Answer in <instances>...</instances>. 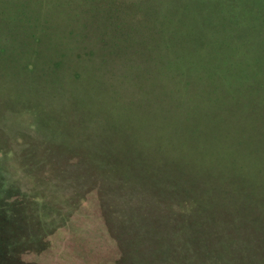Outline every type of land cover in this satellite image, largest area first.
<instances>
[{
    "label": "rangeland",
    "instance_id": "374dc122",
    "mask_svg": "<svg viewBox=\"0 0 264 264\" xmlns=\"http://www.w3.org/2000/svg\"><path fill=\"white\" fill-rule=\"evenodd\" d=\"M41 1L35 45L0 18V264H264V0Z\"/></svg>",
    "mask_w": 264,
    "mask_h": 264
},
{
    "label": "trees",
    "instance_id": "16d2710c",
    "mask_svg": "<svg viewBox=\"0 0 264 264\" xmlns=\"http://www.w3.org/2000/svg\"><path fill=\"white\" fill-rule=\"evenodd\" d=\"M100 4V3H99ZM136 6V3H134V5L131 7V9L134 11V8ZM45 9L44 11V7H42V1L41 0H0V18L1 17H6L7 15H12V20L13 22H7L5 21L6 24L9 25L8 29H6L7 31H11L13 32L16 36H22L24 38H27L32 44L35 45V40L37 42H41L40 37H38V34L36 33L38 30V26H37V22L41 23L40 26L45 25L47 29H49V27H51L52 22L51 19L54 17H58L56 15L51 14V12H49ZM67 14L68 16H72L70 13H65L62 9H61V13L60 15H64V17H66L67 20ZM48 16V17H47ZM97 15H95L94 17H92L93 19H100V18H105V17H96ZM61 17V16H60ZM259 17L262 20V24L260 26L259 32L263 33L262 36L260 37H264V8H260L259 7ZM106 19V18H105ZM68 21V27L66 28L67 31H70L72 29V31L74 30V20H67ZM93 21H91L90 23H92ZM44 23V24H43ZM44 26V27H45ZM86 26H88L86 24ZM92 28L94 30H96L97 26L96 25H91ZM38 27V28H37ZM87 28V27H83L82 31ZM104 30H106L107 32H111L113 29L109 28V25L107 23H105V25H103ZM81 31V32H82ZM261 40V39H260ZM263 53H264V49ZM156 127L158 125H155ZM144 133H143V139H145L146 141H150L149 139H154L156 134L151 133V130L148 129H144ZM160 133V130L158 131ZM166 133V132H164ZM161 140H163V138H161ZM236 143V142H235ZM180 145L182 146V143H180ZM236 149H240L239 147H237ZM234 149V150H236ZM236 152H240L242 155H244V153H242L241 151H231V153H236ZM217 154L223 156V157H231V155H222L225 153H219L216 151ZM253 155V154H251ZM234 159V158H233ZM235 160V159H234ZM233 167V166H232ZM231 170V169H230Z\"/></svg>",
    "mask_w": 264,
    "mask_h": 264
}]
</instances>
